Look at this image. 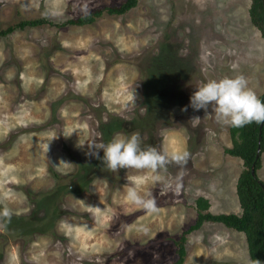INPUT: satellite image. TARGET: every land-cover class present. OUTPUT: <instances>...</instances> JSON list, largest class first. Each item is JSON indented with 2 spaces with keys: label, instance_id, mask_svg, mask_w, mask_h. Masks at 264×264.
<instances>
[{
  "label": "rangeland",
  "instance_id": "374dc122",
  "mask_svg": "<svg viewBox=\"0 0 264 264\" xmlns=\"http://www.w3.org/2000/svg\"><path fill=\"white\" fill-rule=\"evenodd\" d=\"M124 1L0 0V31L38 20L0 33V207L13 210L0 230V264H176L195 198L207 199L211 214L239 213L242 163L225 152L228 127L214 106L195 111L190 99L208 80L239 74L264 93V39L249 20L250 0H136L121 14L104 10ZM96 9L90 23L67 22ZM154 56L176 73L166 89L178 97L169 114L142 125ZM115 118L124 125L108 127ZM127 129L141 134L142 147L187 150V165L170 164L155 183L147 171L102 166L92 145ZM256 173L264 183V152ZM133 185L154 194L157 214L128 204ZM62 220L90 231L69 233ZM183 246L179 264L248 260L243 233L218 222L184 233Z\"/></svg>",
  "mask_w": 264,
  "mask_h": 264
},
{
  "label": "trees",
  "instance_id": "16d2710c",
  "mask_svg": "<svg viewBox=\"0 0 264 264\" xmlns=\"http://www.w3.org/2000/svg\"><path fill=\"white\" fill-rule=\"evenodd\" d=\"M135 1L136 0H125L116 7H107L104 10L109 14H121L132 7ZM100 14L101 9H96L88 15L67 20V22L82 25L92 22L93 18ZM248 17L250 22L259 31L261 38L264 39V12L262 0H250ZM37 22L38 20H22L0 31V33H6L16 27L21 28ZM157 59L158 57L156 58V56H154V59L150 63L149 71L143 81V95L145 97L146 111L145 115L142 117L144 121L142 125H149L160 120L163 113L169 114L171 106L177 101L178 97L177 95L173 98L175 92L166 89V82H172L173 79L177 77L176 73H168L167 70H164L167 68V63H163L161 67ZM258 97L264 102V93ZM164 116L165 115L162 117ZM115 124L124 125L122 119L115 118L109 122L108 127H113ZM126 133V135H129L133 133V131L127 129ZM228 133L231 145L229 148L225 149V152L239 158L242 163V169L238 173L234 184V192L239 207V213L211 214L206 211L209 206L208 200L203 197H197L194 200V205L197 210L196 218L193 224L190 225L184 233L199 228L204 221L221 223L226 228L243 233L248 257L250 255L252 259H259L262 264H264V183L258 178L256 173V170L260 167V154L264 152V124H262L260 128V139L258 143L259 154L256 157L255 151L257 147L258 124L252 123L241 128L228 127ZM103 164L104 163H102V166L105 165ZM251 166H253V174L250 173ZM184 233L175 241L177 253L176 264L181 263L184 256Z\"/></svg>",
  "mask_w": 264,
  "mask_h": 264
},
{
  "label": "clouds",
  "instance_id": "9594fccd",
  "mask_svg": "<svg viewBox=\"0 0 264 264\" xmlns=\"http://www.w3.org/2000/svg\"><path fill=\"white\" fill-rule=\"evenodd\" d=\"M131 99L134 101V95ZM190 106L195 111L204 110L206 113L210 106H214L217 123L226 127L241 128L256 123L264 124V102L256 92L249 87V81L242 74L233 77H223L219 80H208L196 89L190 99ZM187 111V108L182 109ZM193 121L200 118L193 117ZM96 150L103 151V163L112 172L120 169H134L152 173L153 182L162 179L161 172H167L170 164L181 168L187 165L190 153L184 149L164 153L154 146L142 147V138L139 132H133L127 136L116 134L109 142L93 144ZM99 152L92 155L98 156ZM179 188V184L177 185ZM125 199L129 205L143 210L148 214L159 212L158 202L151 191L143 193L137 186H128ZM86 209L95 213H103L98 206L88 205L84 201L77 200ZM13 210L6 204L0 207V230L6 231L12 221ZM61 226L69 233L73 231L89 232L87 224L72 225L67 221H61ZM147 232V227L140 229ZM247 264H262L259 259H252L249 255Z\"/></svg>",
  "mask_w": 264,
  "mask_h": 264
},
{
  "label": "water",
  "instance_id": "95a60500",
  "mask_svg": "<svg viewBox=\"0 0 264 264\" xmlns=\"http://www.w3.org/2000/svg\"><path fill=\"white\" fill-rule=\"evenodd\" d=\"M262 6H263V12H264V3L262 0ZM262 124H258V136H257V147H256V151H255V157L258 156L259 154V147H258V143H259V139H260V128H261ZM250 173L253 174L254 170H253V166L250 167Z\"/></svg>",
  "mask_w": 264,
  "mask_h": 264
}]
</instances>
